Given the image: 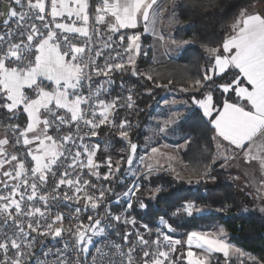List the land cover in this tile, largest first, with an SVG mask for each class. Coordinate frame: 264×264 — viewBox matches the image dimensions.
<instances>
[{
  "label": "snow or ice",
  "instance_id": "obj_1",
  "mask_svg": "<svg viewBox=\"0 0 264 264\" xmlns=\"http://www.w3.org/2000/svg\"><path fill=\"white\" fill-rule=\"evenodd\" d=\"M158 7V0H3L0 18L6 30L0 32V109L6 110L9 120L26 117L23 127L19 123L3 125L6 131L13 133L16 144L26 146V153L9 154L7 135L0 139V172L4 178L0 179L3 188L0 193V264H26L35 254L33 249L38 237L63 240L65 233L74 238V248L65 240L62 249L49 248L44 252L45 259L38 258L37 264H117L111 252L105 251L106 247L116 249L121 258L119 264H135L137 249L142 253L140 264H210L216 253L223 254L226 260L236 255L247 257L251 264H264L229 243L223 227L217 232L188 231L182 241L168 234L176 229L165 216L158 217V223L167 232L148 224L141 225L144 229L141 232L136 227L135 217L115 214L109 206H105L104 216H88L87 224L80 218L82 208L77 206L68 217L74 223L67 227L65 214L51 211L64 201L77 205L83 201V211L97 210L105 205L106 194L113 193L111 187L85 178L87 175L97 181H109L121 171V161L114 162L108 156V170L102 174L101 163L95 159L100 145L85 142L87 137L98 136L101 126L118 129L119 137L128 143L126 163L133 164L138 145L131 141L127 130L131 123L127 119L116 123L120 108H134L132 90L129 89L125 104L120 103V96L106 99L110 96L106 85L114 83L113 73L131 72L153 80L150 74L137 69L142 33L135 30L142 25L143 33L154 31L156 19L163 11H158ZM13 20L15 28L9 27ZM30 21L41 23L38 26ZM102 25L105 26L103 34ZM231 28V34L226 35L221 44L203 45L207 63L202 65L201 78L189 81L188 88L180 89L183 92L191 89L189 99L181 103L190 111L193 108L201 111L211 125L212 139L217 144L212 163L217 158L227 163L235 158V151H242L246 162L258 161L264 170V144L254 142L258 134L264 135V15L242 10ZM129 31L132 34H128ZM94 77L104 79L96 84ZM216 79L221 82L216 83ZM209 82L215 87L203 91ZM171 83L169 81V85ZM169 85L156 84V87ZM215 91L223 97L221 104L214 100ZM164 103L176 104L177 101L165 100ZM181 118L183 114L175 113L163 122L159 131L165 132ZM65 128L71 130L65 134ZM151 152L148 160L155 164H145L144 179L163 167L158 156L167 157L169 161L175 159L157 148H152ZM5 165L12 167L5 170ZM168 169L175 173L170 163ZM210 171V165L206 166L197 174L195 183L215 179L210 177ZM175 175L177 179H184L178 173ZM50 182L51 193L55 195L44 191ZM188 183H193L191 177ZM62 186L63 192L59 191ZM140 190L141 185L134 182L117 195V202L121 196L127 199L125 212L133 208V198L139 208H147L138 195ZM160 191V187L153 189V198ZM204 210L195 200H186L171 215L192 217ZM241 211L247 213L249 209ZM260 211L264 212V208ZM108 217L132 225L134 233L123 234L128 245L126 252L123 245L114 242L96 244L94 238L105 235L107 227H113L111 223L102 226V221ZM145 233L150 237L155 233L154 239H146ZM133 234L135 239L130 241ZM39 243L43 245V240ZM93 246L94 254L89 261L86 257ZM70 250L77 253L74 261L67 255ZM50 254L55 257L52 261L46 259Z\"/></svg>",
  "mask_w": 264,
  "mask_h": 264
},
{
  "label": "trees",
  "instance_id": "obj_2",
  "mask_svg": "<svg viewBox=\"0 0 264 264\" xmlns=\"http://www.w3.org/2000/svg\"><path fill=\"white\" fill-rule=\"evenodd\" d=\"M255 3H264V0H175L174 16L177 27L173 31V40L191 41L175 59L164 62H152L146 55L139 56L136 60L137 69L141 73L150 74L153 80L149 81L146 75H132L131 72L123 73L125 79L131 80L134 86L135 105L128 121L131 127L128 129L132 140L140 142L144 138V132L140 125L144 124L151 114V107L159 100L166 89L179 91L188 88L189 81L202 76V65L207 63L206 52L203 45L217 46L222 43L232 23L239 13ZM169 81L172 83L169 85ZM216 79V83H220ZM156 84L169 85L168 87H156ZM215 85L209 82L207 91ZM149 90L150 93H149ZM183 93V92H182ZM191 92L184 93L189 99ZM217 104L222 103V95L219 91L213 93ZM8 114L0 109V123ZM140 120V124L134 125V121ZM118 119L116 118V123ZM182 133L189 134L185 149L182 151V159L185 163L184 170L190 176H197L206 166L211 167V174L215 178L214 184L201 182L199 184H187L183 180L174 178L170 173L163 171L140 178V193L138 194L147 208H139L137 201H133L131 213L137 221L155 224L158 217L172 224L176 231L182 233L198 230L208 224H220L224 227L229 241L240 247L245 252L251 253L264 261V218L257 213H242L240 208L247 196L238 193L233 184L227 181L226 174L219 170L218 164H213L215 151L211 125L202 116L201 111L193 108L191 112L179 123ZM113 132V151L115 161L124 157L127 153L128 143L121 137H116V128ZM117 176L111 178L108 184L113 187V197L120 190L122 184L117 183ZM146 186L160 187L161 191L153 200L142 196V189ZM186 200H195L197 204L213 211L194 214L192 217L183 215L173 217L171 214ZM127 202L111 207L113 212L126 209ZM216 209H226L220 212ZM222 259L221 254H216Z\"/></svg>",
  "mask_w": 264,
  "mask_h": 264
},
{
  "label": "rangeland",
  "instance_id": "obj_3",
  "mask_svg": "<svg viewBox=\"0 0 264 264\" xmlns=\"http://www.w3.org/2000/svg\"><path fill=\"white\" fill-rule=\"evenodd\" d=\"M174 1L175 0H166V1L160 0L158 3V6H159L158 11L159 9H163L161 14H163V17L165 18L166 28L167 26L169 28L170 24L174 22L173 21L174 20L173 19ZM255 4L264 5V3H255ZM231 26L229 28V31L232 29ZM165 46H167V48L169 47V45L167 44H165ZM182 92L183 91L179 92V91L166 89L164 93L161 95V97L159 98V100L151 107V110H152L151 114L147 117L145 123L140 125L141 131L144 132V138L140 142H136L131 139L133 143H136L138 145L136 154L133 159V164L129 166L126 163V158L128 155V148H127V153L124 156V160H121V157L118 160H116V161H121V171L119 173H116L115 176L111 178H114L117 176L118 179L116 182L119 184H122V187L120 188L119 191L116 192V194L113 197L117 198L118 194L126 191L129 186H132L134 184V182L139 183L140 178H143L145 175V164L147 163L155 164V161L148 160V157L152 155V152H151L152 148H157L162 153L171 154L173 157H175V159H172L169 161L167 157L158 156L160 165H162L163 167H161L159 170L152 171V173L148 175V177L163 171L165 173H170L174 178H176L175 173H178L181 177L185 176L184 177L185 179H178V180H183L187 184H189L188 178L191 177L193 179V183L191 184L193 185L197 184L195 183L196 176H190L186 173L185 170L181 168H180L181 170H179L178 167L176 166L177 162L180 160V157L182 158L181 156L182 151L185 149L188 141L190 140V135L182 133L179 129V123L185 119L186 113L184 114L185 116L183 115V118L177 120L176 123L169 125L165 132L159 131L160 127L163 126V122L165 120H168L175 113L181 112L180 109L183 107L181 102L184 100H188L184 96V93H188V92H183V93ZM189 92H191V89ZM165 100L167 101L176 100L177 103L176 104L169 103L166 105L164 103ZM140 123H141L140 120L134 121V125H137ZM141 157L144 158L143 161H141ZM241 157H244L243 154L241 155ZM169 163L172 165V168L175 169V173H173L171 170L168 169ZM215 164H217V160ZM255 165H256V173L250 177L253 179V181L256 182V184L259 185V186L255 185L256 188L260 189L259 194H257V192L255 194H252L250 190L248 189V187L241 185L237 179H233L231 182L236 186L239 194L250 196V197L245 198L244 205L241 207V210L244 208H247L249 209L247 213L254 212L260 215L262 218H264V212L260 211L261 208H264V184H261V181H264V170L261 169L258 161H256ZM133 172L138 173V175H133L132 174ZM211 172L212 170L210 171V177H213ZM209 179L210 178H207L206 180H202L201 182L208 183ZM108 187H111L113 189V187L110 186L109 184H108ZM155 188L151 186H146L141 191L142 196L148 200H153L154 198H153L152 190ZM106 195H109V194H106ZM133 201H134V198H133ZM119 202H127V199L121 196ZM204 209H205L204 212L213 211V209H210V208H204ZM131 210L132 209L128 210L127 212H125V209L120 210L117 212V214L134 217L133 213H131ZM220 226L223 227L222 225L217 224V223L208 224L206 226L201 227L198 230L206 231V232H217ZM171 233L175 237V239H181L182 241L186 239V235H185L186 232L182 234L178 231L171 232ZM195 250L199 251L198 249H195ZM230 262H232V264H241V262L242 264H251V261H249L247 257H239V256L234 255L226 260L225 257H223L222 259L218 258L216 254H214V256L211 257L210 264H229ZM184 264H186V262H184Z\"/></svg>",
  "mask_w": 264,
  "mask_h": 264
},
{
  "label": "built area",
  "instance_id": "obj_4",
  "mask_svg": "<svg viewBox=\"0 0 264 264\" xmlns=\"http://www.w3.org/2000/svg\"><path fill=\"white\" fill-rule=\"evenodd\" d=\"M93 2H95V0H93ZM3 4V0H0V7ZM17 10L19 11L20 9L17 8ZM48 19L50 20V17H48ZM3 20L0 19V32L5 31L6 29L4 28V25L2 23ZM31 22H35L37 23L38 26H40V21H30ZM9 27L15 28V21H10L9 22ZM101 28V33L103 34L105 31V26H100ZM122 33L126 30H121ZM128 34H132V32H128ZM104 38L106 39V35L104 36ZM114 39H117L118 37H113ZM122 51V49H121ZM108 53L105 52V55H107ZM113 55L115 53H112ZM102 62V61H100ZM123 73H113L112 75V79L114 81L113 84H111L110 86L106 85V87L110 88V96L105 97L106 99H111L113 97L116 96H120L121 100L120 103H127L126 97L129 94V89L132 90V96L133 99L135 101V95H134V86L133 83L131 82V80L129 79H125L122 76H120ZM104 79V77H94V81L96 84L100 83L102 80ZM123 82V87L121 86V83ZM133 109H127V108H120L117 113H116V118L118 119L117 124H119V121L121 119H127L131 114V111ZM9 116V115H8ZM8 116H6L3 120L1 125H6L8 123H18L17 120H9ZM3 128L5 129V127L3 126ZM111 127L109 126H101L98 129L99 135L96 137H87L85 139V142L88 143L89 145H96L99 144V150L96 153V157L95 159L97 161H99L101 163V167L99 169V171L103 174L105 173L108 169L106 167V157L110 156L112 158V160L115 162L114 156L112 154L113 151V132L111 131ZM6 130V129H5ZM71 129L69 128H65L63 131L66 134L68 131H70ZM128 130V129H127ZM10 140L13 143V147L8 151L9 154H13V153H17V154H24L26 153V146H24L22 143L21 144H16L15 143V136L13 135L12 132L10 131H6ZM116 137H119L118 135V129L116 128ZM30 157L27 158V160L30 161ZM15 162H13L14 164ZM12 167V165H5V170H7L8 168ZM85 178L92 180L94 183H97L98 185H104L106 187H108V181H104L103 179L97 181L95 177H90L85 175ZM0 179H4L2 176V172H0ZM52 183H49L48 188L44 189V191L49 192L52 195H55V193H51V188H52ZM64 186L61 187V189L59 191L63 192ZM89 191H93L91 188H89ZM0 193H3V188L0 187ZM69 194L71 195V192H69ZM107 196V200L105 202V205L101 206L99 209L97 210H91L89 209L88 211H83V201H81V203L79 205H77L75 202H70V201H64V202H60L59 203V207L57 208H53L51 209V211L53 212H62L65 214V220H64V225L65 227H67L70 223H74V221H70L68 219L69 215L71 213H73L75 211V208L77 206L82 208V212L80 214V218L84 221L85 224L89 223L88 222V216L92 215V216H96L97 218H99L100 216H104L105 214V206H109L110 208L113 206H119L122 205V202H117V198L115 197H109ZM112 211V209H111ZM113 212V211H112ZM115 214H117V212H113ZM137 221V220H136ZM111 223L113 225V227H107L106 228V234L99 236V237H95L94 240L96 242V244H101V243H110V242H114L116 244H120L123 245V250L126 252L127 251V247L128 245L125 244L124 240H123V234L126 231H132L134 233V229L132 228V225H125L122 222H117L114 220H111V217H108L107 219L102 221V226H106L107 224ZM143 224H148L151 228L155 229L156 227H161L164 231H168L166 228H163V226L159 225L158 222H156L155 224H149L146 222H140L137 221L136 227L140 228L141 232H144V229L141 227V225ZM117 233H120V235H117ZM168 234L172 235L171 232H168ZM35 235V234H33ZM173 236V235H172ZM155 237V233L152 234V236L150 237L147 233H145V238L146 239H154ZM173 238L175 239V237L173 236ZM131 240L135 239V235L133 234L130 238ZM40 240H43V245H41L39 243ZM67 240L69 241L70 245L74 248L75 246V240L74 238H71L67 233L64 234V239L60 240V239H56L53 240L51 237H38L37 238V246L33 249V252L35 253L33 255L32 260L29 262V264H37V259H45L44 256V252L47 251L49 248L53 249V251L56 248H63L64 245V241ZM106 252H111L113 259H115L117 261V264H119L120 262V257L116 254V249L115 248H105ZM91 254H94V246L90 247V253L87 255V260H91ZM69 260L70 261H74L75 256L77 255L76 252L74 251H69L67 253ZM142 256V253L140 252L139 249H137V252L135 253V264H140V258ZM46 259L48 261H52L55 259V257L53 255H49L46 257ZM85 259V257H81V260L83 261ZM229 264H232V262H230Z\"/></svg>",
  "mask_w": 264,
  "mask_h": 264
},
{
  "label": "crops",
  "instance_id": "obj_5",
  "mask_svg": "<svg viewBox=\"0 0 264 264\" xmlns=\"http://www.w3.org/2000/svg\"><path fill=\"white\" fill-rule=\"evenodd\" d=\"M159 1L160 0H158V3H159ZM0 10H3V4L0 7ZM246 11L249 14L260 13V14L264 15V5L254 4V5L250 6ZM0 19L3 20L2 18H0ZM173 19H174L173 20L174 22L170 24L169 28H168V26L166 28L165 27L166 26L165 18L163 17V14H161V12H160V14L158 15V17L156 19L154 31H149L148 33H143V26L142 25L140 27H138V29L135 30V31H139L142 33V35H141L142 51H141V54L139 56H141V55L145 56L144 53L146 52L147 53L146 56L152 62L158 63V62H164L168 59H175L181 54L182 50L188 44H180V43L174 44V43H172V41H174L173 40V31L178 25L176 20H175V16H173ZM151 27L152 26L150 25V28ZM231 31H232V29L230 31L228 30L227 35L231 34ZM165 44L169 45V47L167 48V46H165ZM139 56L136 58V60L139 58ZM180 110H181L180 113L183 115L186 113V116L191 112L185 106H183ZM4 111L6 112V110H4ZM17 121L23 127L26 123V117L22 115V116H20L19 120H17ZM5 135H7L8 139H9V144L6 145V149L9 150L13 147V143L10 140L6 130L3 128V126L0 123V139L4 138ZM254 142L256 144H264V135L258 134L254 138ZM224 143H225V146L227 147V143L226 142H224ZM214 147H215V151H214V154H215L217 151L216 142H214ZM242 154H243L242 151H235V158L228 160L227 163H225V161L222 158H217L216 159L217 164H218L217 168L226 174L227 180L229 182H231L233 179H237L241 185L248 187V189L250 190V192L252 194H255L256 192H257V194H259L260 189L256 188V186H255L258 184H256V182L253 181V179L250 177L256 173V165H255L256 161L253 160L251 162H246L244 157H241ZM176 166L178 167L179 170H181V169L184 170V162H183L181 157H180V160L177 162ZM183 177H185V176H183ZM208 184L213 185L214 184L213 179L210 178ZM231 184H233V183L231 182ZM235 188H236V186H235ZM258 189H259V191H258ZM245 196L250 197L248 195H245ZM240 211H241V208H240ZM227 239H228L229 243L238 247L237 245H235L229 241L228 235H227ZM238 248H240V247H238ZM245 253H248V252H245ZM218 254H221V253H218ZM221 255L223 256V254H221Z\"/></svg>",
  "mask_w": 264,
  "mask_h": 264
},
{
  "label": "water",
  "instance_id": "obj_6",
  "mask_svg": "<svg viewBox=\"0 0 264 264\" xmlns=\"http://www.w3.org/2000/svg\"><path fill=\"white\" fill-rule=\"evenodd\" d=\"M32 258H33V256H31V258L26 262V264H29V262L32 260Z\"/></svg>",
  "mask_w": 264,
  "mask_h": 264
}]
</instances>
